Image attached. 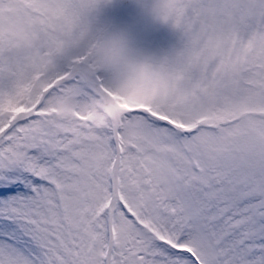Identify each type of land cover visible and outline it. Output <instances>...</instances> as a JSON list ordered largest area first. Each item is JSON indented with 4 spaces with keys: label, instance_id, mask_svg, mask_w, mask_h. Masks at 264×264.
<instances>
[{
    "label": "snow or ice",
    "instance_id": "obj_1",
    "mask_svg": "<svg viewBox=\"0 0 264 264\" xmlns=\"http://www.w3.org/2000/svg\"><path fill=\"white\" fill-rule=\"evenodd\" d=\"M0 264H264V0H0Z\"/></svg>",
    "mask_w": 264,
    "mask_h": 264
}]
</instances>
